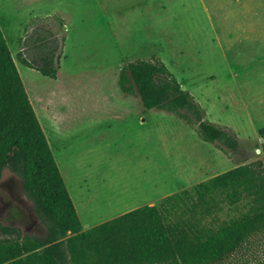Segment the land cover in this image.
<instances>
[{"label":"rangeland","instance_id":"1","mask_svg":"<svg viewBox=\"0 0 264 264\" xmlns=\"http://www.w3.org/2000/svg\"><path fill=\"white\" fill-rule=\"evenodd\" d=\"M0 26L68 190L84 195L78 199L97 220L264 160V117L228 96L235 71H255L251 92L264 86V0H0ZM39 29L63 44L56 79L18 58L30 57L34 44L26 42ZM154 57L207 120L238 135V152L228 156L180 118L122 91V67ZM199 163L207 168L197 171ZM0 223L47 234L21 178L8 169ZM225 264H264V237Z\"/></svg>","mask_w":264,"mask_h":264},{"label":"trees","instance_id":"2","mask_svg":"<svg viewBox=\"0 0 264 264\" xmlns=\"http://www.w3.org/2000/svg\"><path fill=\"white\" fill-rule=\"evenodd\" d=\"M20 62L58 77L63 44L36 30ZM119 85L146 109L175 115L228 156L240 150L230 128L210 122L206 110L160 58L121 69ZM263 138L264 127L259 130ZM21 178L45 237L0 223V264H225L264 237V160L228 170L90 229L82 221L0 26V181L5 170Z\"/></svg>","mask_w":264,"mask_h":264},{"label":"crops","instance_id":"3","mask_svg":"<svg viewBox=\"0 0 264 264\" xmlns=\"http://www.w3.org/2000/svg\"><path fill=\"white\" fill-rule=\"evenodd\" d=\"M240 72L241 71H235L234 72L235 78L233 80V84H230L228 86V96H230L232 99H234L238 102H241L244 107H247V108L254 107L256 112H257V116L258 117H264V86L258 87L253 92H251V88L248 84H249L250 77L255 76V71L253 69H250V70H243L242 74ZM110 122L113 123V121H110ZM259 130H258V132H259ZM197 165L198 166H195L197 171H204V169L207 168V166H205V164L199 163ZM185 178H188V177H185ZM69 188H70V186H69ZM181 190H182V188H181ZM178 191L179 190H177V192ZM177 192H175V193H177ZM171 194H174V192L173 193L171 192L169 194H167V193L160 194V195H157L156 199H154V200H150L148 202H141L140 204L139 203L134 204L131 207L130 211H133L137 208H140V207L146 206V205H149V206L159 205V203L165 197H167ZM71 197L74 201L75 207L78 211V214H79L80 219H81L82 224H83V228L85 230L90 229L94 226H97L101 223H104V222H106V220L109 221L110 219H112L114 217L120 216L118 214H115V215H111L110 217H108L109 220L106 217H105V220H97V217H95L93 215V212H91L87 209V206H86L87 204L82 199H78V198H83L84 195H80L78 198L77 197L75 198L71 194ZM77 202H78V204H77ZM130 211H128V212H130ZM128 212H125V213H128ZM121 215H123V214H121ZM99 218L102 219V217H99Z\"/></svg>","mask_w":264,"mask_h":264},{"label":"water","instance_id":"4","mask_svg":"<svg viewBox=\"0 0 264 264\" xmlns=\"http://www.w3.org/2000/svg\"><path fill=\"white\" fill-rule=\"evenodd\" d=\"M122 68H124V66H123ZM182 88L185 89V87H182ZM261 140H262V142H263V138H261Z\"/></svg>","mask_w":264,"mask_h":264}]
</instances>
